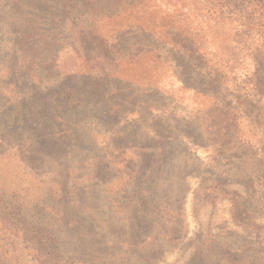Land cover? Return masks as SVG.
I'll list each match as a JSON object with an SVG mask.
<instances>
[{
	"label": "rangeland",
	"instance_id": "1",
	"mask_svg": "<svg viewBox=\"0 0 264 264\" xmlns=\"http://www.w3.org/2000/svg\"><path fill=\"white\" fill-rule=\"evenodd\" d=\"M159 1L95 14L82 0H0V264H264L262 187L246 219L223 197L194 202L213 158L166 144L181 118L198 140L209 100L168 56L179 31ZM151 105L174 114L168 129ZM155 142L162 155L133 148Z\"/></svg>",
	"mask_w": 264,
	"mask_h": 264
},
{
	"label": "trees",
	"instance_id": "2",
	"mask_svg": "<svg viewBox=\"0 0 264 264\" xmlns=\"http://www.w3.org/2000/svg\"><path fill=\"white\" fill-rule=\"evenodd\" d=\"M82 1L90 12L97 14L100 10L118 11L126 3L132 7L159 0ZM164 5L170 7L177 22L172 28L179 31L171 38L167 54L181 59L191 79L200 85V89H185L209 100L204 119L198 120V140L192 141L194 137L182 131L179 126L189 118H181L174 121L176 127L169 129L166 144L175 145V153L180 151L184 158L196 157L195 150L199 148L209 151L213 158L210 178L200 182L194 202H201L200 195L208 202L223 197L232 202L233 218H249L245 206L249 187L255 180L264 190V0H169ZM152 49L159 52L147 47L145 54ZM167 112L165 107L156 105L144 108V114H152V120L164 129H168L167 123L174 115ZM186 117L189 116L185 114ZM162 133L154 132L152 142L161 139ZM247 134L263 144L256 147ZM155 145L133 148L143 152L155 150L162 155V144ZM127 148L118 150L124 153ZM133 173H127L129 181ZM135 197L139 200L136 203L142 202L140 194ZM144 212L152 214L147 209ZM136 225L140 224H127L128 235L138 234ZM29 250L30 254L35 252Z\"/></svg>",
	"mask_w": 264,
	"mask_h": 264
}]
</instances>
